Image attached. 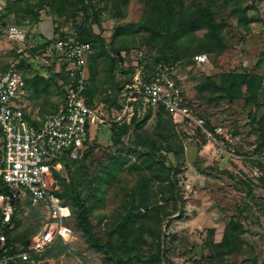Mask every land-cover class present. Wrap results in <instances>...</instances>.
Here are the masks:
<instances>
[{
  "label": "rangeland",
  "instance_id": "1",
  "mask_svg": "<svg viewBox=\"0 0 264 264\" xmlns=\"http://www.w3.org/2000/svg\"><path fill=\"white\" fill-rule=\"evenodd\" d=\"M11 1L14 0H0V11H4ZM85 1L93 3L101 14L99 22L91 21L92 17L90 22L93 32L104 40L106 47L102 54L101 43L97 47L92 45L89 57V75H96L92 82L95 101L108 119L116 122L122 110L115 84L121 66L113 67L111 63V59L117 57L115 48L120 49L122 55L127 50L134 54L142 50L152 67L156 65L155 58L164 55L161 49L164 41L162 37L157 38V42L152 40L154 25L143 0L122 3L121 14L116 0ZM52 2L31 0L40 13L37 22L30 14L20 13L26 18L21 26L29 32L33 42H39L37 49L42 43L35 40L34 30L43 20L52 21L53 39L63 33H73L75 25L85 19L84 12H75L66 21L62 14L52 13ZM76 4L78 6L77 0ZM174 4L178 7V15L183 18L180 42L192 44L194 49L199 41H210L217 46L224 44V49L218 52H201L208 57L205 64H198L196 55H188L176 66L175 77L183 86L189 102L214 128L223 126L234 132L233 154L226 158L220 156L218 146L200 128L176 119L167 111L163 112L161 122L157 111L149 119L138 117L137 123L132 124L119 144L112 137L110 125L99 129L94 127L92 141H96L88 149L87 170L81 171L84 179L82 192L92 208L95 233L103 239L112 236L114 250L120 255L125 254L126 250L123 253L117 241L116 226L129 214L132 205L139 203L137 197L141 191L149 203L142 210L146 214L143 215L147 223L144 237L148 241L144 244V251L149 252L154 247L156 238L153 235L159 232V228L167 249L165 258L158 264H264V0H234L231 3L227 0H174ZM239 7L243 13L238 11ZM8 18L14 20L17 17L12 13ZM191 24L195 29L190 31ZM214 24L215 28L211 26ZM220 39L221 43L218 42ZM18 50L16 42L7 38L0 40L2 63L21 64L23 60L26 78L23 98L34 117H42L55 110L58 102L60 104L63 95L60 85L65 79L63 76L54 79L51 69L35 60L20 57ZM92 57L95 58V74L90 70ZM138 64L144 68L147 62L139 60ZM61 71H65L64 66ZM231 71L246 76L251 83L244 82L239 89L236 82L242 79L234 77L232 90L251 95L252 101L229 98L231 96L223 87L220 75ZM40 75L45 77L37 84ZM52 98H55L53 103L49 100ZM137 134L153 138L157 144L172 149L163 148L153 155L149 148L136 145ZM79 169L81 165L77 163L71 170L77 174V180ZM67 174L64 170L63 175ZM91 180L94 188L88 191L86 186ZM174 181L177 187L172 191L170 182ZM98 193L103 199L98 200ZM176 205L174 214L160 221L165 210L173 211ZM17 221L19 224L16 225L15 221L11 228L13 242L17 249L24 250L25 242L28 246L34 243V236L49 221V214L45 207L26 200L21 202ZM237 221L240 223L235 240L237 250L222 258H213L227 227L238 224ZM72 226L75 235L68 242V251L56 257L47 255L44 264H148L138 258L126 262L116 257L109 259L108 254L89 245L73 221ZM227 250L224 247V251Z\"/></svg>",
  "mask_w": 264,
  "mask_h": 264
},
{
  "label": "built area",
  "instance_id": "2",
  "mask_svg": "<svg viewBox=\"0 0 264 264\" xmlns=\"http://www.w3.org/2000/svg\"><path fill=\"white\" fill-rule=\"evenodd\" d=\"M30 36L22 26L0 24V40L7 38L16 42L20 57L35 60L47 69L54 65V70H50L52 73L60 72L64 66L70 82L64 88L58 108L42 117L29 118L24 106L19 104L25 82L18 69L20 62L11 61L2 70L0 60V140L3 152L0 161V264H17L20 259L44 264L43 259L33 258L32 253L43 254L56 239L68 243L74 237L75 231L67 222L74 212L57 193L60 184L55 171L63 172L64 157L77 159L83 154L93 138L94 127L99 129L105 125L111 127L114 123L131 122L135 116H146L150 109L164 108L176 119L200 128L218 146L220 156L226 158L233 154L234 132L223 126L214 130L207 128L205 117L189 102L183 86L175 77V65L158 61L151 67L154 70L151 78L147 79L145 67L138 64L146 54L142 50L135 51V54L125 52L124 67L132 66L136 58L139 60L134 62L137 70L132 82H127L124 74H118L119 79L125 81L119 92L122 114L115 122L108 119L102 108L92 106L86 96L92 44L79 39L74 31L34 55L31 49L37 48L38 43ZM195 60L198 64H205L208 57L197 54ZM26 200L45 207L49 221L34 236V243L28 249L20 250L15 242L8 240L5 229L14 226L16 203Z\"/></svg>",
  "mask_w": 264,
  "mask_h": 264
},
{
  "label": "trees",
  "instance_id": "3",
  "mask_svg": "<svg viewBox=\"0 0 264 264\" xmlns=\"http://www.w3.org/2000/svg\"><path fill=\"white\" fill-rule=\"evenodd\" d=\"M78 1V6L76 4V0H53L51 3V11L52 13H60L62 16H65V20L68 21L72 13H77V12H84V21H81L80 23H77L75 25L76 31L78 33L79 39L83 41L90 42L94 47H97L100 43L102 44L101 47H103L104 50L103 52L106 51L105 47V42L104 40H101V37L93 32L92 29V22H90V18L92 19L91 21H100V12L97 10V8L94 6L93 3L87 4L85 0H77ZM146 5L148 6V12H150V20L153 22L154 25V37L152 40L157 42V38L162 37L163 38V43L161 46V49L163 50L162 56L156 57L155 62L158 61H166L172 65L177 66L178 63L183 60L184 58L188 57V55H197L198 53L201 52H218L219 50L224 49V44H218L216 43H211L210 41H199L198 44H196L197 47L195 49L193 48L192 44H187L180 42L181 35L183 29L182 25V20L183 18L178 15V7L174 4V0H143ZM229 3L233 2L234 0H227ZM79 2H81V6H79ZM128 0H116V7L118 8L119 14H121V6L122 3H126ZM74 5V7H73ZM207 7H205L206 9ZM160 9V10H159ZM238 11H242L241 7L238 8ZM14 13L16 15V19L10 20L8 17ZM30 14L32 16V19H35L36 22L40 20V13L38 10L35 9V5L31 4V0H14L9 3V6H7L4 11H0V24L2 25H9L11 22L16 25H24L25 17H22V14ZM241 13V14H242ZM177 21V22H175ZM31 22V21H30ZM213 28H215V24L211 25ZM74 27V26H73ZM195 26L192 24L190 25L189 30H194ZM67 33H63L61 37H55L53 39H50L49 41L44 42L41 44L40 47L33 48L31 49L32 53L35 55L38 53L39 49L44 48L47 45H50L53 41H55L58 38L65 37ZM219 36V35H218ZM220 37V36H219ZM221 38V37H220ZM221 43V39L218 41ZM189 45H192L193 51H191V48ZM117 53V57L111 59V63L113 67H116L117 64L121 66L120 69V74H124L126 76L127 82H132L134 74L137 70L136 66H130V67H124L122 66L125 62V57L120 54L121 50L118 48H115L114 50ZM127 52H130L127 50ZM202 54V53H201ZM91 57V56H90ZM191 57V58H193ZM92 63L90 62V70H92V74H95V69H94V60L95 58L92 57ZM148 56L144 57L142 62L146 61V67H145V72L148 74L147 79L151 78V75L153 73V69L151 68L149 61H148ZM23 62V60H22ZM19 63L18 64V69L22 73L23 77L25 78V72L24 68L22 67L23 64ZM5 66H3L2 70H5ZM54 65L48 67V70H54ZM23 68V69H22ZM134 68V69H133ZM52 72V71H51ZM62 72V73H61ZM61 72H53L52 77L54 79H57L59 76H63L64 83H62L61 89L63 90L64 94V88L65 86L70 82L68 74L65 73V71ZM242 79V81H237L236 85L239 86L238 88L240 89V86L244 82H248L249 84L250 81L248 78L244 75H240L239 73L236 72H222L220 75L221 82L225 87V90L228 92V95L231 96L229 97L231 100H235L237 98H246L247 100H251V95L246 96V94L239 93V92H234L232 89V84L235 82L234 77H238ZM45 76H37V84L39 82V79ZM26 79V78H25ZM24 79V80H25ZM91 79V80H90ZM96 80V75H93L89 78L88 81V88L86 91V96L89 98L90 104L94 107L97 106V103L95 101V85H92V82ZM125 80L118 79L117 75V81H116V87H118V91L120 92L122 86L124 85ZM251 90V87H248ZM256 92V90H255ZM257 93V92H256ZM255 97H257V94H255ZM253 98V97H252ZM255 99V98H253ZM245 100V99H244ZM119 105L120 100H119ZM166 110L164 108L158 109V117L159 121L161 122L162 119V114ZM154 113L153 109H150L148 113L146 114L145 119H149L151 115ZM206 119V118H205ZM138 116H135L133 119L132 123H125V124H119V123H114L111 126V129L113 131V139L115 143L119 144L122 142L123 137L128 133L129 130H131L132 124L137 123L138 121ZM207 128L210 130H214L215 128L207 121ZM140 125V124H139ZM264 131V128H262ZM2 137V131L0 128V138ZM137 140H135L136 145L139 147H144V148H149V152L153 153L155 155L158 150L166 148L163 144H157L155 142V139L150 138V137H141V135L137 134ZM96 140H91L88 148H86L83 152V154L77 158V159H71L70 157L66 156L63 158L64 162V170L68 172L66 176L63 175V172H58L55 171V176L57 177L60 188L57 191L58 195L64 199L66 203H69L73 209V216L69 220H67L68 224L72 226V221L75 222V228L77 230H81L83 233V236L86 238L88 241L89 245L92 248L97 249L100 252H103L105 254L109 255V259L117 258L119 261L126 262V260H133V259H141L143 262H147L148 264H158L162 258H165L166 256V251L167 249L164 248L163 245V240H162V231L159 228V232L153 235L154 238H156V242L152 250L149 252L144 251V244H146L147 238L144 237V228L146 226L145 222V216L146 214H143L142 210L146 207H148L149 203L147 202V198L143 196V193L138 191L140 193L139 198V203L135 205H132V207L129 209V214L125 215L124 219L121 220L120 222L117 223L116 230L118 232L119 237L117 238V241L120 243V250L125 253L124 250H126L125 254L120 255L117 250H114L115 248V243H114V238L110 236L108 239H103L101 236L96 235L95 230H94V224L91 219L92 216V208L87 202V197L85 194L83 195V172L87 170V165H88V153H89V148L93 146V143ZM134 143V142H133ZM2 143L0 140V161L3 157V152H2ZM171 150L172 148H166ZM140 151V150H139ZM139 154H143L139 152ZM80 164L81 169L80 171L83 170V172L79 174V180H77V174L72 172L71 170L73 168L74 164ZM84 166V169H83ZM80 167V166H79ZM178 169V168H176ZM63 170V171H64ZM73 171V170H72ZM177 171V170H176ZM81 175V176H80ZM264 179V176H263ZM170 185L172 187V191L177 187L174 182H170ZM94 188L93 187V182L92 180L87 183L86 189L89 191L90 189ZM3 190H6V187H2ZM102 194L97 195L98 200L103 199ZM135 196V194H134ZM136 198V197H135ZM21 208V202L16 203L15 206V212L13 216V221H16V225L19 224L17 221V214L19 212V209ZM177 209V205L174 207L173 211L165 210L163 218H161L160 221H163L164 219L168 218L169 216L174 214V211ZM144 215V217H143ZM238 222V221H237ZM161 224V223H160ZM159 224V225H160ZM73 228V226H72ZM1 229V226H0ZM74 229V228H73ZM240 229V223L236 225H232L227 227L225 234H224V239L223 241L218 244L217 249L218 251L216 252L215 256L213 258H222L223 255L227 254L228 252H234L237 250L235 240H237L236 235L238 234ZM157 230V231H158ZM75 231V229H74ZM5 232L8 236L9 241H13L12 237V232L13 229L6 228ZM24 249H28V243L25 242L24 244ZM53 247V248H52ZM51 248H49L47 251H45L43 254H39L37 252L32 253V257L39 260V259H44L47 255H52V256H60L63 253H66L69 249V244L64 242L63 239H56V241L53 243ZM224 247H227L228 250L227 252L224 251ZM155 249V250H154ZM114 250V251H113ZM16 264V263H15ZM17 264H23V261L20 259L17 261Z\"/></svg>",
  "mask_w": 264,
  "mask_h": 264
},
{
  "label": "crops",
  "instance_id": "4",
  "mask_svg": "<svg viewBox=\"0 0 264 264\" xmlns=\"http://www.w3.org/2000/svg\"><path fill=\"white\" fill-rule=\"evenodd\" d=\"M34 33H35V40H37V41H41L40 43H44V41H48V39H51V37L53 36V34H54V30H53V23H52V21H47V20H43L41 23H40V25H38L37 27H36V29L34 30ZM34 35V34H33ZM36 43H39V42H36ZM2 62V61H1ZM6 64V63H5ZM5 64L4 63H2V66L4 65L5 66ZM55 68V67H54ZM47 74L49 73V72H46ZM24 85H25V82H24ZM25 88V87H24ZM24 88H22V90H21V92H20V98H19V104H21V105H23L24 106V108H25V110H26V112H27V114H28V117L29 118H31V117H33L35 114H33L32 113V111L29 109L28 110V108H27V106H28V104H27V101L26 100H24V98H23V95H24ZM64 95V94H63ZM63 95H62V99H61V102H62V100H63ZM52 103H53V101L55 100V98H52V99H49ZM60 102V103H61ZM60 104H59V102L56 104V108H58V106H59ZM55 108V109H56Z\"/></svg>",
  "mask_w": 264,
  "mask_h": 264
}]
</instances>
